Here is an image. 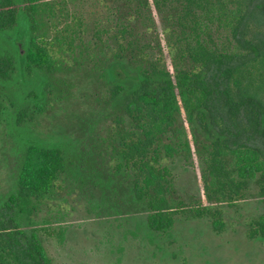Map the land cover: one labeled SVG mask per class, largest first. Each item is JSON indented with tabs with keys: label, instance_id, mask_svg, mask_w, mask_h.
Wrapping results in <instances>:
<instances>
[{
	"label": "trees",
	"instance_id": "16d2710c",
	"mask_svg": "<svg viewBox=\"0 0 264 264\" xmlns=\"http://www.w3.org/2000/svg\"><path fill=\"white\" fill-rule=\"evenodd\" d=\"M0 140L20 158L0 264H52L41 213L69 185L176 259L178 224L222 234L252 190L264 206V0H0ZM178 160L199 195L179 193ZM246 226L264 243V210Z\"/></svg>",
	"mask_w": 264,
	"mask_h": 264
},
{
	"label": "rangeland",
	"instance_id": "374dc122",
	"mask_svg": "<svg viewBox=\"0 0 264 264\" xmlns=\"http://www.w3.org/2000/svg\"><path fill=\"white\" fill-rule=\"evenodd\" d=\"M103 91L96 86L89 92L103 94ZM66 111L54 108L44 120L41 131L49 133L56 129L54 120L64 124ZM14 146L0 140V195L8 191L19 169L20 158ZM173 167L179 193L187 199L199 195L201 188L196 170L179 160ZM90 198L93 197L89 193H81L76 186L69 185L61 196L49 201L41 213L46 220L41 219L40 236L52 264H207L205 259L210 260V264H264V243L254 242L247 236V222L264 210L253 190L237 207L226 211L227 229L222 234L214 233L203 221L178 224L177 236L185 252L176 259L170 255L163 259L142 239L100 215ZM202 246L207 250L205 259L200 256Z\"/></svg>",
	"mask_w": 264,
	"mask_h": 264
}]
</instances>
